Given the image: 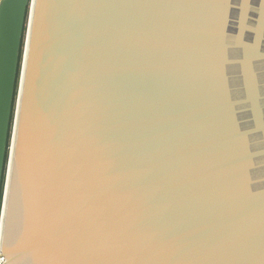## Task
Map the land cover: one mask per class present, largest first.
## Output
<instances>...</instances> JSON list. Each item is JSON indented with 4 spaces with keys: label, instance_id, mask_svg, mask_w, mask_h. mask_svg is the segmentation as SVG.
Listing matches in <instances>:
<instances>
[{
    "label": "water",
    "instance_id": "1",
    "mask_svg": "<svg viewBox=\"0 0 264 264\" xmlns=\"http://www.w3.org/2000/svg\"><path fill=\"white\" fill-rule=\"evenodd\" d=\"M19 70L4 264H264V0H1L0 190Z\"/></svg>",
    "mask_w": 264,
    "mask_h": 264
},
{
    "label": "trees",
    "instance_id": "2",
    "mask_svg": "<svg viewBox=\"0 0 264 264\" xmlns=\"http://www.w3.org/2000/svg\"><path fill=\"white\" fill-rule=\"evenodd\" d=\"M26 34V29L24 33V37ZM23 46H24V38H23ZM22 46V47H23ZM23 49L21 50V57H20V66L22 62V52ZM19 76H20V70H19V75L15 87V95H14V104H13V110H12V117H11V126H10V133H9V143H8V149H7V155H6V161H5V168H4V173H3V178H2V185H1V190H0V216H1V211H2V203H3V194H4V186H5V181H6V170H7V165H8V157H9V152H10V142H11V136H12V128H13V121H14V111L16 107V97L18 93V84H19Z\"/></svg>",
    "mask_w": 264,
    "mask_h": 264
},
{
    "label": "built area",
    "instance_id": "3",
    "mask_svg": "<svg viewBox=\"0 0 264 264\" xmlns=\"http://www.w3.org/2000/svg\"><path fill=\"white\" fill-rule=\"evenodd\" d=\"M1 2V0H0ZM0 255H2V250H1V231H0ZM5 259L3 257H0V264H4Z\"/></svg>",
    "mask_w": 264,
    "mask_h": 264
},
{
    "label": "bare ground",
    "instance_id": "4",
    "mask_svg": "<svg viewBox=\"0 0 264 264\" xmlns=\"http://www.w3.org/2000/svg\"><path fill=\"white\" fill-rule=\"evenodd\" d=\"M25 39H26V40H28V36H27V37H25ZM26 40H25V41H26ZM12 147H13V144L11 145V150H12Z\"/></svg>",
    "mask_w": 264,
    "mask_h": 264
},
{
    "label": "rangeland",
    "instance_id": "5",
    "mask_svg": "<svg viewBox=\"0 0 264 264\" xmlns=\"http://www.w3.org/2000/svg\"><path fill=\"white\" fill-rule=\"evenodd\" d=\"M25 37H26V34H25ZM25 37H24V40H26Z\"/></svg>",
    "mask_w": 264,
    "mask_h": 264
}]
</instances>
